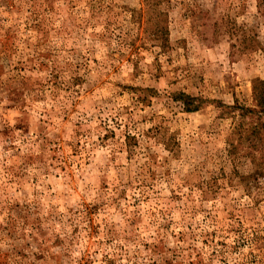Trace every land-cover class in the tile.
Returning a JSON list of instances; mask_svg holds the SVG:
<instances>
[{"label":"rangeland","instance_id":"rangeland-1","mask_svg":"<svg viewBox=\"0 0 264 264\" xmlns=\"http://www.w3.org/2000/svg\"><path fill=\"white\" fill-rule=\"evenodd\" d=\"M256 78L264 0H0V264H264Z\"/></svg>","mask_w":264,"mask_h":264},{"label":"trees","instance_id":"trees-1","mask_svg":"<svg viewBox=\"0 0 264 264\" xmlns=\"http://www.w3.org/2000/svg\"><path fill=\"white\" fill-rule=\"evenodd\" d=\"M153 34L160 40V42L165 43L167 41L166 28L162 30L156 29ZM161 34H163L164 36H161ZM190 99L191 98L189 96L184 95L183 93L179 94L178 97V100L181 101L183 105H186L187 112L197 111L199 106H193L192 108H190ZM252 101L254 103L253 107L239 106V104L235 103L234 105L227 108L234 113H238V115L241 117L257 118L259 124L256 128H253L248 135L253 146L257 147L261 145V143L262 145L264 143V80L256 78L252 81ZM224 107L226 108V106Z\"/></svg>","mask_w":264,"mask_h":264}]
</instances>
